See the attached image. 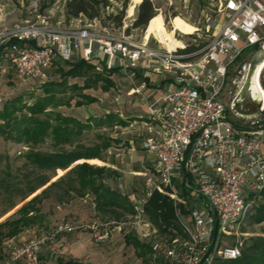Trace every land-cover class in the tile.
Here are the masks:
<instances>
[{"label": "built area", "instance_id": "obj_1", "mask_svg": "<svg viewBox=\"0 0 264 264\" xmlns=\"http://www.w3.org/2000/svg\"><path fill=\"white\" fill-rule=\"evenodd\" d=\"M222 11L218 31L190 55L179 53L185 45L168 49L153 36L158 46L152 47L116 37L107 26H52L45 15L0 30V48L19 83H47L60 63L79 61L127 77L130 94L145 105L141 147L153 156L147 188L131 200L130 219L153 261L214 264L240 257V244L221 241L238 235V222L264 199V0H225ZM186 170L196 200L188 220L174 186L176 178L187 184ZM154 192L174 202L180 233L160 234L149 221L145 205ZM112 225L123 224L58 223L20 244L6 242L0 264H40L43 245L62 234L87 230L94 243H104Z\"/></svg>", "mask_w": 264, "mask_h": 264}, {"label": "rangeland", "instance_id": "obj_2", "mask_svg": "<svg viewBox=\"0 0 264 264\" xmlns=\"http://www.w3.org/2000/svg\"><path fill=\"white\" fill-rule=\"evenodd\" d=\"M141 1L110 0L108 7L100 9L99 18L87 20L83 17L67 19L65 16L66 0H0V30L25 20H35L38 15H45L49 17V22L52 26L61 28L82 27L89 23L93 24L96 28L107 26L116 37L123 35L139 43L147 42L152 47L158 46L154 37L166 45L168 49L185 45V49L179 53L190 55L202 49L226 19L225 13L222 11V5L225 0H151L155 8V15L161 16L162 23L159 25H162V28L157 30L158 25L154 26L150 23L145 28L138 29L134 28L132 24L136 18L137 6ZM124 5L125 16L121 26L115 27L108 20L107 16L108 14H115ZM174 35H176L177 39ZM70 67L69 64L60 63L58 67L53 69L51 79L47 83L34 81L19 83L15 78L12 65L5 55L1 54L0 110L4 105H9L10 103H14L16 107L25 104L29 106L35 101L49 96L47 92L52 91L54 93V101L47 106V114L57 113L63 117L73 118L83 124L88 122L90 128L86 129L79 137L81 146L85 149L96 145L101 146L102 143L106 142L109 147L101 151V156L106 159L107 163H119L122 160L123 162L119 164L124 165L127 150L118 151L119 148H115L114 146L115 140L126 142V139H131L135 150L141 152L137 148V145L143 139L144 132L141 122L144 120L145 115H141L137 119L133 117L139 114V112L137 103L135 105V97L130 94V82L127 77L115 70L97 69L95 67L94 73L101 74L104 78L106 77L111 80L113 86L105 90L103 89L104 83L97 82L95 85H90V87L83 89L85 84L83 77H68L63 79L59 69L66 71ZM153 78L157 79L159 77L155 76ZM137 80H141L140 74H138ZM80 96L92 97L93 102L88 104L84 97ZM76 101H82L84 104L75 106ZM63 103L64 105L54 106V104ZM25 112L23 110L22 113ZM19 114L21 112L17 111L16 115L19 116ZM39 117L43 118V115L41 114ZM105 117L109 118V122H112L111 126L107 122H104L101 126L96 125V122L99 120L105 121ZM118 120H121L124 125H115ZM52 144V139L47 137L44 143H40L34 148L35 150L50 152L53 150ZM63 148L69 151L73 146L64 145ZM27 150L28 148L25 144L7 139L0 134V180L5 179L3 186L0 185V223L14 217L15 212L24 203L39 194L51 182L65 175L75 165L86 162L93 166H104V164L97 165L89 163L87 160H82V162H79V160L68 169L62 170L61 174L57 170L56 176L46 186L37 190L24 202L8 211L9 202H18L21 192H24L28 186L32 185L36 178L50 174L48 171L38 170L26 163L24 154ZM119 153L123 157L121 155L120 157H115ZM137 162L136 160L133 162L132 166H134V169H138ZM125 170L123 168L122 172L117 171L115 178L113 177L110 180L105 178L104 181L106 180L107 182L106 186L109 188H124L125 190L122 192L125 195L128 194L130 196L133 194L135 198H141L143 188H147L145 181L152 167L148 171H145L144 174L139 172L129 174ZM70 176L73 178L74 174H70ZM67 180L68 178L64 181ZM6 184H10V188H18L17 191L12 190V193L5 194L4 188L9 187H6ZM181 184L179 178L175 180L174 186L178 190L184 210L189 213L195 206L196 200L193 196L187 197V195H181ZM75 187L79 188L77 184H75ZM64 188H67L66 184H63L60 189L52 188L47 191L40 205L42 216L33 227L26 228L15 237L2 242L0 261L4 258L2 252L5 243L8 241L20 244L50 231L56 224L61 222L72 223L98 220L101 222H117V224L122 223L123 225L120 226V229H117L116 225H112L110 238L100 244L94 243L90 233L86 230L57 236L52 241H48L43 245L40 254V264H57L58 261L73 262V264H165L164 260L159 258L153 261L154 257L151 253L147 256L148 261L144 263L140 258L136 257L134 247L125 243V236L134 233L131 224L132 220L129 215H123L120 220H116L111 214L104 212L94 215L93 210L88 208V202L92 200L90 193H88L89 197H83L86 200V203H83L74 194H72L73 197L71 198L63 197ZM59 195L61 199L57 198ZM259 203L249 208L245 216L238 222V235L224 238L221 241L222 245L226 246L236 243L240 244L242 248L251 238H264V222L255 224L249 220V216L253 214ZM134 235L136 236L135 233ZM74 239L79 240L78 250L72 249L68 250L69 252H63V246L66 247L67 243H71Z\"/></svg>", "mask_w": 264, "mask_h": 264}, {"label": "trees", "instance_id": "obj_3", "mask_svg": "<svg viewBox=\"0 0 264 264\" xmlns=\"http://www.w3.org/2000/svg\"><path fill=\"white\" fill-rule=\"evenodd\" d=\"M110 0H66L65 2V16L67 19L86 18L87 20H94L100 17V9L109 6ZM154 6L151 0H142L136 9V18L132 24L134 28L143 29L150 23L157 26V30L162 28L159 25L161 16L155 15ZM125 16V5L122 9L117 10L115 14H108L107 18L115 27H120ZM156 30V31H157ZM4 54L3 47L0 48V55ZM68 64V63H66ZM71 67L61 72L63 79L68 77H83L85 79L84 88L95 85L97 82H103V89L107 90L113 86V82L108 78H104L101 74L94 73L95 64L79 61L77 63L69 64ZM47 92V91H46ZM49 96L35 101L33 104L27 106L26 104L16 107L14 103L4 105L0 110V134L7 139H12L18 143H23L28 148L24 154V159L28 165L35 167L38 170L48 171L50 174L36 178L35 182L28 186V188L21 192L20 200L18 202L10 201L9 210L15 208L18 204L24 202L28 197L33 195L37 190L46 186L56 175L58 170L61 174L68 169L72 164L82 160L97 165H102L103 159L101 151L106 150L109 145L104 142L101 146H94L91 148H83L79 143V137L82 133L90 128V124H85L70 118L63 117L57 113L47 114V106L54 101V93L47 92ZM84 97L89 104L93 102V98L89 96ZM66 103V102H65ZM68 103V102H67ZM84 102L76 101L75 106H81ZM63 104H54L60 106ZM25 110V113H22ZM19 111L21 114L16 115ZM43 115V118L39 117ZM109 118L105 117V121L99 120L96 125L101 126L109 122ZM115 125H124L121 120H118ZM114 125V124H113ZM50 137L53 141V150L44 152L35 150V146L44 143L45 139ZM64 145L73 146L71 150H65ZM98 159V160H97ZM60 169V170H59ZM70 174H74L71 178ZM115 172L104 166H93L86 162L75 165L65 175L59 177L56 181L51 182L39 194L32 197L29 201L24 203L14 214V217L8 218L0 223V247L4 240L10 239L18 235L22 230L33 227L42 216L40 205L43 202V197L50 189H60L63 184L67 188L63 189V197L71 198L72 194L82 197L86 193L95 196V206L97 211L110 213L114 219L120 220L123 215H132L133 209L130 202L125 196L109 190V187L104 183L105 178H112ZM68 178L67 181H64ZM5 179L0 180V185L3 186ZM75 184L79 188L75 187ZM5 194H10L17 191L18 188H10V184L5 185ZM191 187V188H190ZM193 186L190 177H187V184H181V195H188ZM60 198V195L57 196ZM181 209L183 206L180 205ZM145 211L149 221L157 228L160 234H170V229H175L181 232L180 226L175 215L174 202L167 196L158 192H154L148 199L145 205ZM249 220L255 224L264 222V199L255 208ZM125 243L132 245L135 250L136 257L140 258L144 263L148 261L147 256L152 253L148 244L139 241L134 233L125 236ZM57 264H73V262L58 261ZM214 264H264V238H251L241 248L240 257L233 260H215Z\"/></svg>", "mask_w": 264, "mask_h": 264}, {"label": "crops", "instance_id": "obj_4", "mask_svg": "<svg viewBox=\"0 0 264 264\" xmlns=\"http://www.w3.org/2000/svg\"><path fill=\"white\" fill-rule=\"evenodd\" d=\"M135 97V100H136V102H135V105H136V103H137V109H138V112H139V114H136L135 116H133V117H136V118H134V119H137L138 117H140L141 115H145V105L142 103V101L140 100V98L138 97V96H134ZM121 115V114H120ZM116 127H118V126H116ZM141 142H142V139H141V141L138 143V145H137V148L139 149V150H141V152L140 151H137V150H135V146H134V143H133V141L131 140V139H126V142H120V141H118V140H115V148H119L118 149V151L119 150H127V154H126V156H125V161H124V165H120L119 163H122L123 161L121 160V161H119V163H107L106 162V159H104L103 157H102V159H103V161H101L102 162V165L104 164V167H106V168H108V169H110L111 171H113V172H115V175H116V172L118 171H120V172H122V169L124 168V169H126L125 171L127 172L128 171V173L129 174H133V173H136V172H139V173H142V174H144V172L145 171H148L149 170V168H151L152 167V163H153V156L150 154V153H148L147 151H144L143 149H142V147H141ZM137 144V143H136ZM120 152H122V151H120ZM120 153L119 154H116L115 155V157H117V156H119L120 157ZM121 157H123L122 155H121ZM98 160V159H97ZM138 161L137 163V167H138V169H134L133 167L134 166H132L133 165V162L134 161ZM136 170V171H135ZM114 178L116 177V176H113ZM112 177V178H113ZM112 178H107V180H110V179H112ZM178 178H176L175 180H177ZM175 180H174V183H175ZM105 182V184L107 183L106 182V180L104 181ZM109 190L110 191H113V192H116V193H120L122 196H127V195H125L122 191H124L125 189L124 188H109ZM192 191H194V189L192 190ZM127 193V192H126ZM89 197V194L88 193H86L84 196H82V197H79V199H80V201H82L83 203H86V200L83 198V197ZM91 196H92V200L90 201V202H88V208H90L91 210H93V214L94 215H96V214H100L101 213V211H97L96 210V206H95V203H96V201H95V196L93 195V194H91ZM190 196H192V192H190L188 195H187V197H190ZM135 196L133 195V194H131L130 196L128 195L126 198L128 199V201L130 202V205H131V200L134 198ZM180 205H182V203H179V208H180V211H181V214H182V217L184 218V219H186V220H188V214L189 213H187L185 210H184V208L183 209H181V207H180ZM86 207V206H85ZM110 214V213H109ZM87 231V230H86ZM89 232V231H88ZM90 233V232H89ZM135 233V232H134ZM91 235V234H90ZM78 241L79 240H77V239H74V240H72L71 241V243H67V245H66V247H64L63 246V252H65V251H68V250H78V247H79V245H78ZM69 252V251H68ZM152 254V253H151ZM71 257H74V256H71Z\"/></svg>", "mask_w": 264, "mask_h": 264}, {"label": "water", "instance_id": "obj_5", "mask_svg": "<svg viewBox=\"0 0 264 264\" xmlns=\"http://www.w3.org/2000/svg\"><path fill=\"white\" fill-rule=\"evenodd\" d=\"M187 175H188V172H187V170H186L185 173H184V177L187 178ZM190 188H191V187H190ZM192 190H193V189H192ZM196 191H197V190H196ZM216 236H217V221L215 220V222H214L213 236H212V244H211L210 249H212V247H213V244H214V242H215Z\"/></svg>", "mask_w": 264, "mask_h": 264}, {"label": "bare ground", "instance_id": "obj_6", "mask_svg": "<svg viewBox=\"0 0 264 264\" xmlns=\"http://www.w3.org/2000/svg\"><path fill=\"white\" fill-rule=\"evenodd\" d=\"M164 45V44H163ZM166 47V45H164ZM174 49V48H172ZM257 81V70L254 72L253 76H252V79H251V85L253 86Z\"/></svg>", "mask_w": 264, "mask_h": 264}]
</instances>
